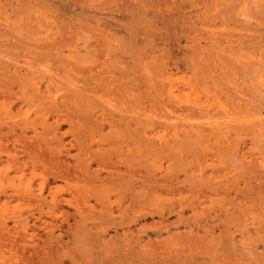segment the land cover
Masks as SVG:
<instances>
[{
    "label": "rangeland",
    "instance_id": "obj_1",
    "mask_svg": "<svg viewBox=\"0 0 264 264\" xmlns=\"http://www.w3.org/2000/svg\"><path fill=\"white\" fill-rule=\"evenodd\" d=\"M0 264H264V0H0Z\"/></svg>",
    "mask_w": 264,
    "mask_h": 264
},
{
    "label": "bare ground",
    "instance_id": "obj_2",
    "mask_svg": "<svg viewBox=\"0 0 264 264\" xmlns=\"http://www.w3.org/2000/svg\"><path fill=\"white\" fill-rule=\"evenodd\" d=\"M172 89H173V87H172ZM173 92V91H172ZM58 122V121H57ZM218 125V124H217ZM60 125H58V127H59ZM219 126H220V124H219ZM154 129V128H153ZM196 129V128H195ZM197 131V130H196ZM199 133L201 132V131H198ZM157 136H159V133L157 134ZM159 138L160 139H162L163 138V136L161 135V136H159ZM105 168V167H104ZM100 172V170H98V172H97V176L99 177V173ZM110 174H112L111 172H110ZM105 180H103L102 182H104ZM56 201V200H55Z\"/></svg>",
    "mask_w": 264,
    "mask_h": 264
}]
</instances>
